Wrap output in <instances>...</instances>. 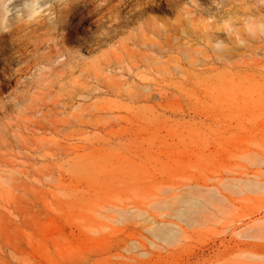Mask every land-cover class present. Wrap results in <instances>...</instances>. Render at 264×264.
Returning <instances> with one entry per match:
<instances>
[{
	"label": "rangeland",
	"instance_id": "obj_1",
	"mask_svg": "<svg viewBox=\"0 0 264 264\" xmlns=\"http://www.w3.org/2000/svg\"><path fill=\"white\" fill-rule=\"evenodd\" d=\"M217 1L41 47L0 99V264H264V0Z\"/></svg>",
	"mask_w": 264,
	"mask_h": 264
},
{
	"label": "bare ground",
	"instance_id": "obj_2",
	"mask_svg": "<svg viewBox=\"0 0 264 264\" xmlns=\"http://www.w3.org/2000/svg\"><path fill=\"white\" fill-rule=\"evenodd\" d=\"M178 1L180 0H73V2L70 0L55 18L41 16L31 20L21 19L18 22H10L9 31H0V99L6 91L14 93L16 86L28 85L31 79L27 76L31 70L39 67L46 56H52L51 51L47 54L40 52L43 45L51 48L53 42L60 37L64 46L76 35L75 33H79L75 27L85 20L88 21V25L97 23L94 25L95 32L106 28L107 33L112 35L118 32L122 23L126 22V19L122 18L123 12L132 11L131 16H133L135 12L141 11L139 8L142 6L174 4ZM236 1L238 0H225L220 2L221 4L217 1L218 7H214L213 3L211 5L218 12H225L227 6H233ZM36 11V6L25 8L27 15L31 13L33 16ZM76 18L77 23H75ZM80 31L84 32L85 29L82 28ZM101 39L107 40L108 35H102Z\"/></svg>",
	"mask_w": 264,
	"mask_h": 264
},
{
	"label": "clouds",
	"instance_id": "obj_3",
	"mask_svg": "<svg viewBox=\"0 0 264 264\" xmlns=\"http://www.w3.org/2000/svg\"><path fill=\"white\" fill-rule=\"evenodd\" d=\"M15 0H0V31H9L10 24L9 19L14 15L12 5ZM37 0H25V8L35 7ZM31 20L33 17L31 13L26 17Z\"/></svg>",
	"mask_w": 264,
	"mask_h": 264
}]
</instances>
